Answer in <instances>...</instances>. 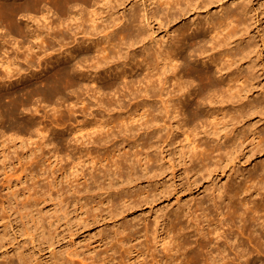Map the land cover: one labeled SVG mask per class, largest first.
<instances>
[{"label":"bare ground","instance_id":"obj_1","mask_svg":"<svg viewBox=\"0 0 264 264\" xmlns=\"http://www.w3.org/2000/svg\"><path fill=\"white\" fill-rule=\"evenodd\" d=\"M153 4L156 6L150 10ZM250 9L245 0H0V19L5 20L0 23L5 29L0 33L2 53L3 49L9 52L4 36L14 32L22 36L13 42L17 52L26 46L32 62L35 56L40 61L52 58L50 47L57 51L56 60H51L57 63L53 72L38 81L40 84L24 91L0 92L1 120L16 119L20 105L31 104L37 94L49 101L68 102L71 110L78 104L82 110L91 108L88 113L94 115L91 122L73 125V132L80 133L73 138L63 135L65 130L51 136L52 128L40 126L34 114L21 116L26 129L35 128L40 136L39 142L35 140V156L43 155L49 161L57 157L47 165L52 172H43L47 181L27 195L14 188L7 156L0 149V251L4 258L0 264H43L40 260L34 263V250L26 252L16 241L19 235L28 236L33 249L41 243L53 245L54 238L75 231L77 224L96 221L105 212L119 216L150 197H163L170 185L159 186L158 178L172 168L171 179H175L177 166L196 186L201 179L210 180L207 195L199 203L201 211L181 207L174 215L166 212L175 227L165 226L163 236L159 232L163 217L156 218L154 232L152 225L146 224L144 233L143 227L132 222L134 218H124L112 234L100 233L101 245L111 244L106 258L109 251L117 249L113 244L116 238L120 249L132 254L138 251L137 256L131 254L136 259L131 258L130 264H264V159L246 172L235 164L242 157L251 163L264 153V99L258 96L259 92L264 95V87L257 96L253 92L264 75V62L253 58L263 55L264 38L259 40L260 35L250 33ZM191 13L197 15L190 18ZM16 14L26 17V29L14 21ZM185 17L169 39L173 23ZM33 21L42 23L31 28ZM153 21L170 27L168 39L157 40ZM155 39L157 44L161 42L158 49L149 43ZM10 55L2 58L5 68L0 69V79L15 76L16 60ZM244 61L247 67H243ZM14 80L17 83L23 78ZM96 105L104 108L101 117L92 110ZM41 106H36L38 113ZM253 116L258 120L246 125ZM117 119L120 124H112ZM165 129L168 131L163 134ZM179 131L183 137L177 140L174 134ZM118 136L120 158L106 163L112 153L107 144ZM168 140L166 149L162 145ZM94 146L96 155L90 156ZM102 148H108L106 157L100 156ZM226 169L231 182L217 185L214 173ZM56 171H61L66 183L59 181ZM143 179L147 184L138 187ZM186 215L191 216L193 225L185 223ZM61 226L62 233H57ZM135 235V239L144 236L139 244L146 249L129 244ZM151 239L153 246L148 243ZM159 245L165 256L158 257ZM95 250L64 249L59 255L54 250V260L48 264L75 263L74 256L88 261L87 253Z\"/></svg>","mask_w":264,"mask_h":264},{"label":"rangeland","instance_id":"obj_2","mask_svg":"<svg viewBox=\"0 0 264 264\" xmlns=\"http://www.w3.org/2000/svg\"><path fill=\"white\" fill-rule=\"evenodd\" d=\"M228 1L233 2L235 0H228ZM245 1L249 4V7L251 6L250 16H252L251 17L252 19L250 18L249 21L252 20L251 21L252 27L250 29V33H252L254 35H260V37H258V39L260 40L261 37L264 38V0H245ZM130 5H128L129 8H130ZM155 6H156L155 4H153L152 7L149 6L150 10H152V8L154 9ZM216 6H213L212 9L215 10ZM232 6L235 7V3H233ZM128 11H129V9H128ZM205 12H206V10L203 11L204 14H205ZM252 12H254V13H252ZM204 14H202V16H205ZM196 15H197V13H195V14L191 13L188 15V17L194 18ZM25 18L26 17H23V14H16L14 21L17 22V24H20V26L23 24L21 28L26 29L27 23H26V21H24ZM2 19H0V23H1ZM184 20H186V17L183 18L182 20H179L175 24L173 23V25H172L173 28L170 31V33H171L170 37L171 38H169V39L174 38L175 33H174L173 29L178 24L183 23ZM38 23L41 24L42 22L33 21L31 28L37 27L39 25ZM153 24H154L153 30L155 31L154 36L156 35L158 37L157 40L162 41V37L165 39L167 37V39H168L169 34H167L166 31H167V29L169 30L170 27L167 24L160 25V23L157 21H153ZM2 26H3V28H2ZM0 27H1L0 33L3 34L5 32L4 24H1ZM172 31H173V33H172ZM209 37H212V35L211 36L209 35ZM254 37H256V36H254ZM4 39H6V48L10 53L9 52L4 53L5 49H3V53H2V50H0V61H1L0 62V69L3 70L5 68L2 65L4 58L6 59L5 56H7V54L8 55L11 54L10 58L13 60H16L15 61L16 64L14 65L16 70L13 71V73H15V76L13 74V76H14L13 79L12 78L9 79L6 76H5V79L3 78L4 80L0 79V87H1L0 90L2 89V91H0V92L16 91V89L19 91H24L28 87H31V85H35L36 82H37L36 84H40V83H38V81H41V79L43 77H47L48 75H50L53 72L54 66L57 64V63L51 62V60H53V59L56 60V58H57V56L55 55L57 51L53 50L54 48L50 47V50H49V52H51V54L53 55L52 58H50L46 61L45 60L40 61V59L35 56L34 57L35 62L34 61L32 62L30 59L31 55H28V51H27L26 46H24L19 52H17V50H16V48H17L16 44H14L13 42L15 39H18V40L22 39V36L20 34L14 32L11 35H5ZM51 40L53 41L52 38L50 39V41ZM157 40L155 39L154 42H152V40H151V41H149V43L153 44L154 47H156L158 49V48H160L161 42L160 43L158 42V44H157ZM238 41H239V39L237 40V42ZM50 44H53V43H50ZM163 44H165V42H163ZM263 48H264V46H263ZM37 49H40V48L37 47L36 50ZM137 50L139 51L140 48H138ZM257 57L254 55L253 56L254 60H256V61L262 60V62H264V53L260 58L259 57L257 58ZM2 58H3V60H2ZM195 59L197 60V58H194V60ZM196 62L202 63V60L198 59ZM246 62L247 61L243 62V65H244L243 67L248 66V64ZM260 64H261V62H260ZM201 65H203V64H201ZM243 69H245V68H243ZM27 76H28V79H26ZM19 77L23 78V80H19V81H17V83L12 82V80L15 79L14 81H16V79H18ZM6 87H8V88H6ZM254 87H253L254 88L253 92H254L255 96H257L260 89L262 87H264V75L260 76V79L257 81V83L255 84ZM258 96L261 97L262 99H264L263 98L264 95L262 94V92H259ZM251 98L254 99L255 98L254 95ZM56 99L57 98H55L54 102L49 101L47 99H43L42 97L39 96V94H37V95H35V98L33 99V102L35 101L34 104H33V102H31V104H29V105L21 104L18 111H17L16 119L14 118V120H10V121L6 120V117L3 119V121L1 120L2 114H1V108H0V149H4L3 154L5 156H7V160H8L7 162L9 163V167L11 168L10 173L12 176L13 186H14V188L17 187L18 189H20L19 190L20 193H21V191H22V194L24 193L23 196L29 194L28 192H35L34 189L39 190L40 184L47 181L46 179L44 180L43 177H45L46 174L52 172L50 169L47 170V167L49 166L51 161H56L57 157L55 156L56 157L55 158L53 156L49 161V159H47L48 157H46V160H45V157L43 155L38 154V156H35V154H36L35 147L38 144V143H35V140H37L36 142H39L38 140H41L40 136H38V134H37V131H36L37 129H35L33 127L31 129L32 131L26 129L24 123L21 121L22 120L21 116H25L28 114L30 116H33V114H34L33 117L35 118L36 122L39 124L40 123L42 124L40 126H44V125L48 124L49 127H51L53 131H56V132H52V130L50 129L51 131H49V133L50 132L52 133V134L50 133L51 136H55V135L59 136V134H60L59 132L61 130H65L63 135L66 134L70 138L71 137L73 138V137H76L77 135H80V133L75 134L73 132V129H72L74 127L73 125H77L79 121L83 122V123H84V121L91 122L92 121L91 118H94L93 114H89L91 112V108H89L87 110H82L81 105L78 104L76 106L77 109L79 108L82 111L77 110V109L71 110L67 104L68 102L64 103V101H63L62 103H60V102H56ZM139 99H141V98H139ZM136 100L137 99L131 100V102H134ZM59 101H61V100H59ZM40 104L43 107L42 106L40 107L41 111H40V113H38L36 111V106H39ZM66 104H67V106H66ZM263 104H264V101H263ZM44 106L46 108H44ZM114 106H115V104H113L112 107H114ZM27 107H29V108H27ZM97 108H98L97 105L93 106L92 110L95 113H99L98 117H101L100 115H101V113L104 112V108H99V109H97ZM25 109H28V110L30 109L31 112H30V110L28 112H26L27 110L25 111ZM116 109L118 111H120L119 108H116ZM89 110H90V112H89ZM115 110H113V113H116V114L119 113L118 111H115ZM35 113H37V114H35ZM44 113L46 114V116ZM85 114H89V115L86 116ZM166 120L168 123L171 122V120L168 117L166 118ZM172 120H174V119H172ZM252 120H253V122H252ZM257 120H258L257 116H253L251 121H246V125H248L250 122L254 123ZM120 122H121V120L117 119L115 122H112V124L117 123V125H118V124H120ZM261 124H263V121H261ZM38 126H35V127H38ZM167 131L168 130L165 129V130H163L162 133L164 134ZM53 133H55V135ZM50 134H48V135H50ZM145 134H147V132L143 133L142 137H145ZM174 137L177 140H179L183 137V133L181 131H179V132L174 134ZM131 139H133V138H131ZM143 139L144 138L141 139V142L143 141ZM169 142H170V140L166 141L162 145V147H166V149L169 148L170 147V145H168ZM90 145H93V144L90 143ZM107 145H109V146L111 145L109 147V150H111L112 153L109 155V158H108V160H106V163L111 162L113 159L120 158V150H118V148L120 146L122 147V145L120 144V137L118 136L117 138H114ZM95 147L96 146L93 147L94 154L90 155V153H89V154H87V156L88 155H90V156L96 155ZM129 148H130V146L128 145L127 149H129ZM124 150H125V148H123L121 151H124ZM247 150L248 149H246V152H248ZM100 152H101V154H100L101 157H106L107 152H108V148H102V149H100ZM168 152L171 153L172 150H169ZM64 153L65 152H62V155ZM153 153H155V152L153 151ZM47 155L50 156L51 153H48ZM33 156H35V158ZM96 158L98 159V157H96ZM245 159H246L245 157H242L241 162L237 161L235 163V164H237V168L240 169L241 171H244V172L247 171V169H246L247 167H252V166H254V164H256L257 161L264 159V153L259 154L256 159H251V163L249 161L246 162ZM44 160L47 162H44ZM62 162L65 163V160ZM43 164H44V166H43ZM54 164H55V162H54ZM59 165H61V164H59ZM167 165H169V164H167ZM26 166H29V168L27 167L29 169V171H28V169L27 170L24 169V167H26ZM88 166H90V163H88ZM52 168H53V166H52ZM54 168H55V166H54ZM177 169L178 170L176 171L175 179H173V180L171 179L172 174H173L172 168H168L167 171L162 176H160L158 178L159 180H161L160 184H158L159 186L161 184L164 185L165 183H168V185H170L168 187L169 190L165 193V195H163V197L161 196L158 199H154L153 197H150V199H148L147 202L143 201L138 207L130 208L124 214H121L119 216H112L111 217V215H108L104 211L105 217L104 216L98 217L96 221H91L87 224L86 223H84L83 225L77 224L75 226V231H64V235H62L61 237L58 236L57 238H54L52 241L53 245H51L49 242L48 243H41V244H38L33 249L34 245L30 241L28 236H20V235L16 241L21 245V247H24V249H26V252L30 251V249L34 250L36 257H37L36 260H34V263H38L39 260L43 264H48V263L53 262L54 259L52 257V252L54 250H57V253L59 252L58 253V255H59L61 253V250L63 251L64 249H66L67 251H72L74 249H78V250L82 251V250H86L88 247H93V248H96L94 253H87V255L89 256V259H90V263L88 262L89 259H88V261L84 260L85 262L87 261L85 263L83 261V256H74L73 259H74L75 263L71 262V261L70 262L72 264H130L132 261H134V259H136V257L134 258L132 255L135 254V256H137L138 251H136L137 254H136V252L132 254V253L128 252L127 249L124 247H121V249H120V241H118L115 238L113 241V244L116 246L117 249L116 250L112 249L111 251H109V254L107 255L108 258H106L105 254L108 253L107 252V246L111 245V244H109L110 243L109 242V243H105V244L103 243L101 245L99 239L102 235H100V233L102 230H104L105 231L104 234H107V235L112 234L113 230H114V226L115 225L117 227L120 226L122 223V220L124 218H127L129 221H131L132 218H134L132 220V222L138 223L137 225H139L140 227H143V230L141 231V233L145 232L144 228H145L146 224H151L152 225L151 231L154 232V230L157 227L155 225L156 218L157 217H163L164 220H162V226L159 228L160 235L163 236L165 233L163 228H165V226L167 228L171 227L173 229L175 227V226L173 227V225H172V220L166 218V212H170V214L174 215V210L176 211L177 209H180L181 207H187V210L189 209L190 211L191 210L192 211L198 210L199 206H200L199 203H200L201 199L207 195L206 186L208 185L210 180L209 179H201L202 183L199 186H196L195 184L191 183L188 176L185 173H183V171H182L183 169L181 168V166L180 167L177 166ZM41 172H42V174H41ZM43 172H45V175H43ZM56 172L57 173H54V174L59 175V181L62 183H66V177L63 174H60L61 171H56ZM218 172H219V174H218ZM218 172L214 173V177L212 176L214 181L217 183V185H222L226 181H230L231 177H229V175H230L229 169H226V171H224V172L222 170H218ZM54 174H51V176L49 178L52 179ZM195 176H199V175H195ZM235 177H236V174H234L232 176V179L235 180ZM241 177L243 178L244 175H241ZM86 178H89V174L87 175ZM146 182H147V180L143 179V181L140 182L138 187L140 185L145 186L147 184ZM172 182H174L175 185H171ZM37 185H39V186L36 187ZM7 190L8 189H5L3 192H5ZM204 205H207V202ZM74 208H75V206H74ZM200 211L201 210H198V212H200ZM79 212H81V209H79ZM184 219L186 221L185 223H187V224L191 223V225L194 224V222H192V220H191V216L186 215L184 217ZM62 229H63V226H61V228H59L57 230V233L62 231ZM2 231L4 232V230H2ZM60 233H62V232H60ZM173 234H174V232H173ZM192 234L193 235L191 238L195 239L196 238L195 233H192ZM136 236L137 235L133 236L134 238H133V240H130L129 244H138L139 247H141V249H146L147 248L146 245L139 244L140 240L144 239V236L141 239H139V238L135 239ZM148 243L151 246H153V244H154L152 239ZM89 244H90V246H89ZM162 247H163L162 245L158 246V250L156 251V252H158V257L165 256L166 252L163 250ZM9 248H12V246H9ZM153 249H154V247H153ZM190 249H192V247ZM11 253L14 254L15 249H11L10 254ZM96 253H98L97 256L94 255ZM121 255H123V256H121ZM66 257L69 258V256L67 254H66ZM143 257L141 256L139 259H143ZM151 257L152 256H149L148 260H150ZM0 258L4 259L2 254H1V251H0ZM51 258L53 260H51ZM0 261H1V259H0ZM165 261H166V257H165ZM70 262H68V264H71Z\"/></svg>","mask_w":264,"mask_h":264}]
</instances>
